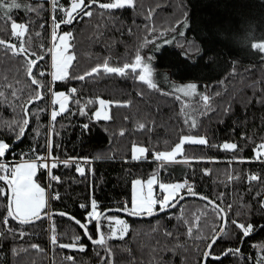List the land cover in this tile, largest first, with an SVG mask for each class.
I'll list each match as a JSON object with an SVG mask.
<instances>
[{
	"label": "trees",
	"instance_id": "obj_1",
	"mask_svg": "<svg viewBox=\"0 0 264 264\" xmlns=\"http://www.w3.org/2000/svg\"><path fill=\"white\" fill-rule=\"evenodd\" d=\"M6 2L11 4L13 0ZM15 3L19 9L0 8V40L14 45L16 52L21 47L27 49L29 55L17 56L14 48H0V92L4 94L0 97L4 105L0 107V129L27 116L29 124L25 128H31L36 136L29 134L16 147V152L23 155L6 154L3 160L9 165L12 160L32 161L29 148L37 156L42 155L46 152L44 136H52L53 147L48 153L59 163L51 172L60 177V182L50 183V192L59 193L60 199H52L51 212H66L84 223L86 209L80 205H88L93 198L98 212L107 208L130 210L135 179L156 175L161 182L190 180L193 192L215 202L226 215L223 238L213 246L212 255L239 247L244 256H264V228H257L243 239L240 230L231 224L236 220L264 225V209L260 207L264 183L250 180L253 175L264 180V160L255 162L254 155L259 144L264 143V103L260 102L264 101V56L249 52L252 40L264 38V0H135L134 8L122 10L94 6L91 17L70 26L61 24L59 29L52 23L50 11L59 23L60 13L55 9L67 7L64 0H58L57 5H50L48 0ZM8 16L28 25L19 39L11 34ZM184 23L188 27L183 30ZM52 26L57 32L72 33L70 52L75 59L68 76H85L84 80L51 79ZM237 37L242 44L235 47ZM165 48L169 54L183 53L190 63L174 68L172 64L180 59L175 55L161 62L160 53ZM137 54L154 57L152 80L156 88L139 81L130 70L124 77L103 71L85 75L105 60L112 67L132 64ZM30 62L31 76L27 72ZM191 83L197 85L194 94L182 97L176 87ZM72 89L77 91L69 95V111L53 123V91L70 93ZM205 95L207 101L203 100ZM99 98L109 102L111 119L107 121L93 118ZM38 110L39 115L34 117ZM85 122L90 123V130L82 135L79 125ZM184 136L206 137L215 147L186 143L183 154L177 156L180 163H159L154 159V152L172 151ZM224 142L236 143L239 150H220ZM134 145L148 150L142 160H133ZM68 159L80 160L85 175L75 172L76 165L65 163ZM242 160L254 162H239ZM35 179L47 188L44 169L38 167ZM4 192L0 219L7 211V188ZM184 193L187 189L180 190V195ZM214 207L202 199L188 197L172 210L148 218L109 213L110 217L125 218L128 233L123 240L112 238L103 216L100 223L105 246L90 243L82 229L62 215H52L49 224L47 220L19 224L9 219L7 227L17 234L0 239V264H104L106 248L111 249L109 264H201L206 246L222 224ZM5 227L0 224V232ZM21 231L23 237L19 235ZM88 232L96 237L94 225H89ZM53 235L56 243L51 242ZM75 237L81 238L77 247L82 245L85 251L57 246L71 244ZM250 245L257 247L254 250ZM206 264L213 262L208 260ZM222 264L248 261L229 256Z\"/></svg>",
	"mask_w": 264,
	"mask_h": 264
},
{
	"label": "snow or ice",
	"instance_id": "obj_2",
	"mask_svg": "<svg viewBox=\"0 0 264 264\" xmlns=\"http://www.w3.org/2000/svg\"><path fill=\"white\" fill-rule=\"evenodd\" d=\"M65 4H67V7H56L55 11L60 13V22L57 23L55 16L51 14L50 11V19L52 20V23L55 24L56 29H59L61 24L64 25H72L78 20H82L86 17H91L93 15L92 8L94 6H98L100 9H106V10H122L126 7L134 8L135 0H114V2H107V3H99L97 0H64ZM48 3L50 5H57L58 0H48ZM0 8L5 10H11L13 8L19 9L20 5L15 3V0L11 4L7 3L6 0H0ZM43 11L44 9H40ZM8 23L10 24L11 28V34L14 38L19 39L20 36L23 34V32L27 29L28 25L25 23H17L15 22L11 16L7 17ZM185 27H188L187 24L184 25ZM190 30V29H189ZM183 35V33H181ZM53 39L57 40L59 42L58 49L52 57L53 61V67L55 68V71L52 73L54 80L56 81H66L67 79H78V80H84L85 76H74L69 77L68 76V69L71 66V62L75 59L74 54H69V50L72 48V44L70 43L72 39V33L71 32H65L60 36H57V32L53 31L52 33ZM169 43L168 41H165V44ZM14 45H7L3 40H0V48H8L11 50L14 48ZM159 47L156 46L153 48V51H158ZM251 47L254 50H257L261 53L262 56H264V43H255L252 44ZM15 55H29L27 49H24L21 47L19 51L14 53ZM34 55V54H32ZM161 55V62L164 61L169 55H175L177 57H180L176 62L172 64L174 68L179 67L181 64L187 65L190 63L188 61V58L183 55V53H172L169 54L167 52V49L165 48V51L163 53H160ZM201 58L203 59V54L201 55ZM155 60L153 56H144L137 54L135 56V62L132 64L125 63L122 67H112L109 65V62L105 60L102 64L97 65L96 67H93L91 69L90 73H86V76H91L93 74H99L101 71L107 74H119L121 77H124L127 75V72L130 70L133 73H136V76L139 81L146 82L151 88H156V84L152 82L150 79L152 74V66H154ZM151 65V66H150ZM32 67L33 63L30 62L28 64V75H32ZM40 75H43V73H40ZM31 83L33 85L37 84V81L35 79L31 80ZM186 88L188 91L185 93L186 95H191L192 92L197 88V85L195 83L187 84ZM183 90V89H182ZM76 89H72L69 95L71 93L76 92ZM13 96H15V92L11 93ZM4 94L0 92V97H2ZM37 97L39 98V93H36ZM262 95H264V92H262ZM68 96H66L64 93H58L56 94V103L59 104V111L52 110L50 113L51 121L54 123L59 115L62 113H67L69 110L65 108V101H67ZM203 100L207 101L208 96H203ZM261 103H264V101H260ZM109 102H106L104 99L99 100L100 110H97L94 112V119L96 121L102 120H109L111 117L107 114L104 109L107 108ZM4 105L0 104V107H3ZM39 110L36 113H33V116H38ZM79 115H86L84 112H80ZM29 124V120L27 119V116L16 123H11L7 126H5L3 129H0V159H3L6 154L8 156H15V155H23V153H17L16 147H18L20 144L23 143L24 139L27 138L29 134H31L32 137L36 136V133L31 130V128L26 129L25 125ZM37 122V127H38ZM79 127L82 129V135L84 133H87L90 130V123H83L82 125H79ZM143 127V125H141ZM56 130L53 128L52 135H55ZM123 135V133H121ZM44 143L43 148L45 151L49 152L51 151L53 147V141L52 136L46 135L44 136ZM36 141L33 140V143ZM191 144V145H200V146H208V147H215V145L209 144V141L206 137H199L194 138L191 136H184L180 140L179 143L175 145L172 151L170 152H160L156 153L154 156V159L156 161L160 162H166V163H180L181 161L177 160L178 155H182L184 151V145L185 144ZM220 150L223 151H238V145L236 143L231 142H224L220 145ZM264 143L259 144L256 151L259 152L258 155L255 156V162H261L264 160ZM31 153V160L32 162H23V163H17L14 160L10 161L11 166L9 164L0 163V172H3L4 174L0 175V183L3 184V187H0V198H3L5 195L4 188H9L11 193V201L8 205L6 216L3 219H0V224L5 225L4 231L0 232V239H2L5 236H15L17 233L7 227L8 220L11 219L14 222H19L20 224H35L38 221H43L45 219L51 220L52 213L50 211H47L48 208V201L45 198V188L41 187L40 184L36 182L34 177L36 176V172L38 167L42 169L49 170L50 179L54 182H60V177L56 175H51V169H54L58 166V161L53 162L51 164L49 163H42L38 164L37 160L40 161H47L50 159V156H44L40 157L37 156L34 149L29 148L28 150ZM148 150L143 147H137L134 149V155L133 160L139 161L144 158V154ZM135 153H139V155H136ZM255 154V153H254ZM217 162H226V161H217ZM235 162V161H234ZM241 163H251L254 162L252 160L247 161H239ZM65 163H70L75 166V172L79 174L80 176L85 175V169L83 167H80L79 164L81 163L80 160H72L68 159L65 161ZM84 163H87V161H84ZM250 180H260L262 183H264V180H261L260 177L257 176H251ZM156 183V177L153 176L152 179H149L147 181L146 185V191L144 190V183L140 179H136L133 183L134 188V195L132 197V207L130 210H127V212L130 213L131 216L137 217V218H148L153 216L154 214H158L155 212V209L157 206L159 207L160 212H168L171 209L175 208L179 201L183 200L184 197L180 195V190L187 189V194L191 196H195L196 193L193 192L192 188L188 186L187 181L184 183H175V184H166V183H160L159 188L165 193L162 195L159 199L154 197L153 195V186ZM178 189V190H177ZM258 196H260L259 193H257ZM202 199L207 200L206 197H201ZM51 199L58 200L60 199L59 193H56L55 195H51ZM262 203L260 207L264 209V197H261ZM81 208L86 209L85 214V222L81 223L79 220L73 219V223H75L78 227L82 229L84 232L85 238L89 240L90 243L94 245H101L105 246V237L101 232V213L97 211L98 205L95 201V199H90V202L88 205H80ZM43 211V215H42ZM214 211L217 214V216L221 219L222 223L224 221V215H223V209H220L219 207H214ZM59 215H64L63 213H59ZM113 223V220L111 217L104 213V226L108 227L109 232L111 233L112 238L123 240L125 235L128 233V227L125 221L123 220H116L115 224L119 225V228L117 231H112L110 225ZM231 224L234 225L237 229L240 230L241 237L243 239H247L250 237L253 232L257 228H264V225L254 226L251 223L245 224V223H238L236 220H232ZM89 225H94L96 229V235L97 239H93V236L88 232ZM51 231V229H50ZM117 232L119 235H117ZM21 237H23L24 233L21 231L19 233ZM224 235V227H221L220 229V235L217 237L214 234V238L212 239V242L208 245L207 250L204 253V256L202 257V260L205 261V264L208 260H211L213 264H222L223 259L226 257H234L237 260L245 259L248 261V264H264V256H260L259 258H254L252 255L244 256L241 252V249L239 247L235 249H226L223 250L219 255H212L213 246L217 243L218 239H222ZM56 236L53 235L51 237V242L56 243ZM243 239L241 243H243ZM80 237H75V241L71 244H62L57 245L58 247L64 248V249H71L74 251H85L86 249L84 246L77 247V245L80 244ZM33 248L37 246H32ZM254 250L256 249V245H250ZM107 256L102 258L104 261V264H109V260L111 257V249H107ZM67 259L72 260L71 257H68ZM74 264V261H73Z\"/></svg>",
	"mask_w": 264,
	"mask_h": 264
},
{
	"label": "rangeland",
	"instance_id": "obj_3",
	"mask_svg": "<svg viewBox=\"0 0 264 264\" xmlns=\"http://www.w3.org/2000/svg\"><path fill=\"white\" fill-rule=\"evenodd\" d=\"M186 23V22H185ZM185 23H184V25H185ZM255 24H257V23H254V25ZM184 28H185V26L183 27V30H184ZM53 31H56V29H55V26H52V32H51V44H50V50H49V55H50V75H51V79L52 80H54V78H53V75H52V73L55 71V68L53 67V61H52V57H53V55H55V53H56V51H57V49H58V46H59V42H58V39L57 40H54L53 39V36H52V33H53ZM57 32V31H56ZM63 33H65V31L64 32H57V36H60V35H62ZM252 33V32H251ZM255 34V33H254ZM258 34H262L261 32H258ZM234 45H235V47H238L239 45H241L242 44V40L239 38V37H237V38H235V40H234ZM255 43H264V38H259V39H255V40H252L251 42H250V48H249V52H250V54H260L261 55V53L259 52V51H257V50H254L252 47H251V45L252 44H255ZM188 47H189V49H191L192 48V46L191 45H188ZM69 54H72V52H70V50H69ZM153 71V70H152ZM152 77H153V72H152V74H151V77H150V79L152 80ZM55 81V80H54ZM152 82H154L153 80H152ZM179 91H181L183 94H182V97H184V98H190V97H192V95L194 94V91L192 92V94L191 95H186L185 93L188 91V89L186 88V85H178L177 87H176ZM183 89V90H182ZM58 93H64L66 96H68V99H69V93H67V92H65V91H63V90H54L53 91V93H52V100H53V103H54V105H55V110H57V111H59V104H57L55 101H56V94H58ZM68 99H67V101H65V108L67 107V102H68ZM100 99H102V98H99L97 101H98V104H97V107H96V109L94 110V112L95 111H97V110H100V105H99V100ZM105 100V99H104ZM106 102H108L107 100H105ZM53 109V110H54ZM104 111H106L107 112V114L109 115V103H108V106H107V108L106 109H104ZM93 116H94V113H93ZM194 138H199V137H194ZM137 147H142V146H139V145H134L133 147H132V151H131V155H132V158H133V155H134V149L135 148H137ZM144 148V147H143ZM257 149V148H256ZM256 149H255V156L256 155H258L259 154V152L258 151H256ZM261 151H264V150H261ZM136 155H139V153H135ZM145 155V154H144ZM23 162H32V161H29V160H26V161H19V162H17V163H23ZM9 166H11V165H9ZM155 177H156V175H154ZM153 178V176H150V177H148V178H146L145 180H142V179H140L143 183H144V190L146 191L147 189H146V185H147V181L149 180V179H152ZM34 179H35V177H34ZM36 180V179H35ZM136 180V179H135ZM135 180H133V182H132V189H131V205H130V207H129V209H131V207H132V197H133V195H134V188H133V183H134V181ZM37 182V181H36ZM38 183V182H37ZM160 183H166V184H175V183H179V182H161V181H159L158 179H157V177H156V183L154 184V186H153V194H154V192L157 190V189H159L160 191H161V196L162 195H164L165 193L159 188V184ZM178 190V189H177ZM46 196H47V193H46V189H45V198H46ZM160 196V197H161ZM159 197V198H160ZM111 219L113 220V223L111 224L112 225V231H117V229L119 228V225H117V224H115V221L116 220H123V221H125V223L127 224V222H126V220H125V218L124 217H122V216H120V215H114V216H111ZM46 220V219H45ZM127 227H128V225H127ZM117 235H119V233L117 232Z\"/></svg>",
	"mask_w": 264,
	"mask_h": 264
},
{
	"label": "water",
	"instance_id": "obj_4",
	"mask_svg": "<svg viewBox=\"0 0 264 264\" xmlns=\"http://www.w3.org/2000/svg\"><path fill=\"white\" fill-rule=\"evenodd\" d=\"M14 50H15V52H16V49L14 48ZM181 196H183L184 197V199L185 198H188V197H194V198H199V199H202L201 197H205V196H202V195H200V194H196L195 196H191V195H188L187 193H184V194H181ZM207 198V197H206ZM183 199V200H184ZM202 200H204L205 202H207V203H209V204H211V205H213V206H215V207H219L215 202H213L212 200H210L209 198H207V200H205V199H202ZM10 201H11V193H10V189L9 188H7V208H8V205L10 204ZM182 201V200H181ZM181 201H179V203L181 202ZM178 203V204H179ZM177 204V205H178ZM220 208V207H219ZM221 209V208H220ZM172 210V209H171ZM155 212L156 213H158V214H160V213H162V212H160V210H159V208L158 209H155ZM53 215H55V214H57V215H59V213H63L64 215H62V216H65V217H67V218H69V219H71L72 221H73V219H75V220H78L77 218H75V217H73V216H71V215H69L68 213H66V212H51ZM101 219H102V217L104 216V213H107V214H109V213H118V214H122V215H124V216H128V217H133V216H131L130 215V213L129 212H127L126 210H124V209H119V208H107V209H104V210H102L101 212ZM44 213H42V215H43ZM158 214H154L153 216H155V215H158ZM223 215H224V221H223V223L221 224V226H220V228H219V230L217 231V233L215 234V236H219L220 235V229H221V227H224V229H225V225H226V215H225V213H224V211H223ZM152 217V216H151ZM133 218H137V217H133ZM80 221V220H79ZM81 222V221H80ZM17 223H19V222H17ZM82 223V222H81ZM20 224V223H19ZM83 234H84V232H83ZM98 237H97V235H96V237H94L93 239H97ZM213 238H214V236H213ZM212 238V239H213ZM87 239V238H86ZM212 239L210 240V242L208 243V245L212 242ZM88 240V239H87ZM208 245L206 246V248H205V250H204V253H205V251L207 250V247H208ZM204 253H203V256H204ZM201 264H205V261H203L202 260V262H201Z\"/></svg>",
	"mask_w": 264,
	"mask_h": 264
},
{
	"label": "built area",
	"instance_id": "obj_5",
	"mask_svg": "<svg viewBox=\"0 0 264 264\" xmlns=\"http://www.w3.org/2000/svg\"><path fill=\"white\" fill-rule=\"evenodd\" d=\"M73 94L75 95L76 92H74ZM156 153H158V152H154V154H156ZM44 156H50V155H49V153L46 151L45 153H43L42 155H40V157H44ZM37 161L40 162V164H42V163H49V164H51V163L55 162L56 159L50 157V159L47 160V161H40V160H37ZM158 162L161 163L160 161H158ZM0 163H5V164H6L7 161H6V160H3V159H0ZM44 170H45V172H46V182H47V188H46V193H47L46 200L48 201V208H47V211H50V205H51V201H52V199H51V195H55L56 193L50 192V183H52V182H54V181H52V180L50 179L49 170H47V169H44ZM51 175H53L52 172H51ZM185 181H187L188 186H191L192 181H190V180H185ZM153 195H154V197H156L157 199H159V197L161 196V191H160L159 189H157V190L154 192ZM50 212H51V211H50ZM46 220H47V219H46ZM49 223H50V220H47V224H49ZM47 229H49V226H47Z\"/></svg>",
	"mask_w": 264,
	"mask_h": 264
},
{
	"label": "bare ground",
	"instance_id": "obj_6",
	"mask_svg": "<svg viewBox=\"0 0 264 264\" xmlns=\"http://www.w3.org/2000/svg\"><path fill=\"white\" fill-rule=\"evenodd\" d=\"M51 211V210H50ZM54 216V215H53Z\"/></svg>",
	"mask_w": 264,
	"mask_h": 264
}]
</instances>
